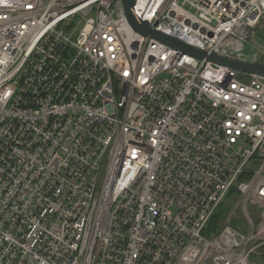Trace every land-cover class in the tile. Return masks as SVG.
I'll use <instances>...</instances> for the list:
<instances>
[{
    "label": "built area",
    "instance_id": "built-area-1",
    "mask_svg": "<svg viewBox=\"0 0 264 264\" xmlns=\"http://www.w3.org/2000/svg\"><path fill=\"white\" fill-rule=\"evenodd\" d=\"M133 12L264 64V0ZM0 264H264V77L121 0H0Z\"/></svg>",
    "mask_w": 264,
    "mask_h": 264
},
{
    "label": "water",
    "instance_id": "water-1",
    "mask_svg": "<svg viewBox=\"0 0 264 264\" xmlns=\"http://www.w3.org/2000/svg\"><path fill=\"white\" fill-rule=\"evenodd\" d=\"M121 1L129 25L133 28V30L140 33L141 35L149 36L150 38L164 44L165 46L176 49L181 53L188 54L192 57L198 59L206 58L207 61L213 63L214 65L226 67L228 69H232L240 73H247V74H253L264 77V64L262 63H252L241 60H235L227 57L218 56L215 54L207 55L205 52L201 50L192 48L160 32L151 30L146 22L140 21L134 15L133 0H121Z\"/></svg>",
    "mask_w": 264,
    "mask_h": 264
},
{
    "label": "trees",
    "instance_id": "trees-1",
    "mask_svg": "<svg viewBox=\"0 0 264 264\" xmlns=\"http://www.w3.org/2000/svg\"><path fill=\"white\" fill-rule=\"evenodd\" d=\"M233 192V191H232ZM235 194H233L232 196H234ZM230 200L227 199V201H225V203L222 205L221 207V212H218L215 217L211 220L210 222V225L213 227V228H216V225L218 223V221H220L223 217H224V214H226L227 212L230 211V206L227 205V203L229 202Z\"/></svg>",
    "mask_w": 264,
    "mask_h": 264
},
{
    "label": "rangeland",
    "instance_id": "rangeland-1",
    "mask_svg": "<svg viewBox=\"0 0 264 264\" xmlns=\"http://www.w3.org/2000/svg\"><path fill=\"white\" fill-rule=\"evenodd\" d=\"M262 36H264V28L262 29H257L256 33H255V38H254V42H262ZM244 54L248 55L249 54V49H245L244 50ZM230 201L227 203L228 206H231L233 199H229Z\"/></svg>",
    "mask_w": 264,
    "mask_h": 264
},
{
    "label": "crops",
    "instance_id": "crops-1",
    "mask_svg": "<svg viewBox=\"0 0 264 264\" xmlns=\"http://www.w3.org/2000/svg\"><path fill=\"white\" fill-rule=\"evenodd\" d=\"M264 40V36L261 37Z\"/></svg>",
    "mask_w": 264,
    "mask_h": 264
}]
</instances>
